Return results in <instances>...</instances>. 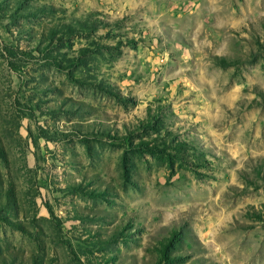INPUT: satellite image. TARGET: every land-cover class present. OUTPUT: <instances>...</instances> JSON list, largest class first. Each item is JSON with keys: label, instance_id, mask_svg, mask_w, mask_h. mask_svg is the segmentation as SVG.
I'll return each instance as SVG.
<instances>
[{"label": "rangeland", "instance_id": "374dc122", "mask_svg": "<svg viewBox=\"0 0 264 264\" xmlns=\"http://www.w3.org/2000/svg\"><path fill=\"white\" fill-rule=\"evenodd\" d=\"M0 264H264V0H0Z\"/></svg>", "mask_w": 264, "mask_h": 264}]
</instances>
